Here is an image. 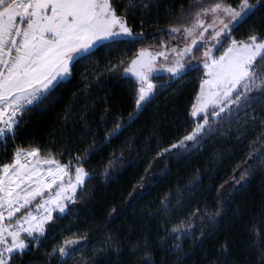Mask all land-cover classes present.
Returning a JSON list of instances; mask_svg holds the SVG:
<instances>
[{
	"label": "snow or ice",
	"instance_id": "6c2138e0",
	"mask_svg": "<svg viewBox=\"0 0 264 264\" xmlns=\"http://www.w3.org/2000/svg\"><path fill=\"white\" fill-rule=\"evenodd\" d=\"M176 3L178 7L166 10V23L160 27L159 0H0V141L5 155L9 141L12 147L9 159L0 161V264H25L26 257L37 253L42 254V264H102L106 255L115 257L108 264H157L154 244L175 256V264H184L215 230L217 218L230 207L234 195L250 178L264 173V0ZM154 13V44L140 47L131 57L124 53L103 65L96 61L101 48L115 50L147 41L145 24ZM258 13L259 23L253 20ZM245 26L243 38H237L234 33ZM85 64L92 68L80 73L84 87L72 92L59 115L54 137L59 147L16 144L27 116L57 100V93ZM190 71L200 76L184 121L187 126L168 142L158 139L154 128L138 148L143 134L129 130L158 95ZM105 76L129 82L130 112L115 111L107 97L100 106L89 99L94 95L93 83L100 87ZM214 138L235 141L233 147L246 151L232 166L231 175L212 186L211 197L199 187L211 168L205 173L196 169L182 186L178 182L165 191L154 201L153 215L160 221L154 233L143 229L135 242L126 243L109 224L84 229L77 225L75 230L69 226L56 233L59 222L71 216L85 197L88 184L98 176L109 181L124 163L135 162L128 157L148 160L128 193L130 208L142 198L141 189L156 184V171L171 158L203 152ZM222 156L217 153L212 162ZM96 157L99 171L89 167ZM261 208L245 227L264 264V205ZM125 211L111 207L109 221ZM250 211L257 209L253 206ZM239 215L243 219V212ZM137 227L133 223L132 231ZM94 228L101 234L95 244ZM186 240L192 241L187 251ZM221 250L227 264V241ZM125 254L128 259L122 260Z\"/></svg>",
	"mask_w": 264,
	"mask_h": 264
},
{
	"label": "trees",
	"instance_id": "16d2710c",
	"mask_svg": "<svg viewBox=\"0 0 264 264\" xmlns=\"http://www.w3.org/2000/svg\"><path fill=\"white\" fill-rule=\"evenodd\" d=\"M159 2V26L163 27L166 23L164 20L166 10L173 6L178 7V3L174 4V0H159ZM156 15L154 13L153 19L145 24L144 30L146 34H149L147 41L143 44L120 45L115 50L101 48L96 52V61L103 65L106 60H115L116 57L124 53L127 57H131L140 47L154 44L151 33L156 27ZM260 19L261 15L259 13L253 17V20L257 23ZM246 27L240 28L234 35L242 39ZM137 31H139V28H137ZM85 67L91 71L92 65L85 64L81 67L72 83L58 92L59 98L47 105L46 109L44 107L36 108L27 116V122L21 128L16 144L24 147L43 146L50 150L59 147L60 141L54 140L55 129L59 126V115L70 102L72 92L84 87L79 81L80 73L84 71ZM199 76L200 73L197 71L188 72L182 80L173 81L171 87L164 91L162 95H158L155 101L148 106L144 114L129 130L131 132L139 129L142 132V141L138 148L142 147L143 140L148 139L154 128L158 129L156 132L157 138L168 142L169 137H176L187 126L184 121L188 118L191 103L199 90ZM159 83H163V81H159ZM91 91L94 95L89 99L95 100L98 106L101 105L102 99L107 97L110 104L115 106V111L127 113L132 110V91L129 82L123 78L105 76L100 87L93 83ZM153 144L154 152L156 150L155 142ZM234 144L235 141L225 143L214 138L204 146L203 152L186 155L179 160L175 157L171 158L166 167H161L156 171V184L146 191L141 189L142 198L130 208L127 207L128 193L132 190L133 185H136L139 175L143 173L148 160L135 156L128 157L130 161L134 160L135 162L131 164L124 163L109 181L106 182L98 176L88 184V192L85 197L74 206L75 210L71 216L59 222L56 233L66 231L69 226L73 230L77 225L84 229L95 223L100 225L109 224L113 232L122 233V243H126L129 239L135 242L143 229H150L154 233L160 225V221L155 219L153 215L157 207L154 201L168 189H174L178 182H181L182 186L195 174L196 169H199L201 173H205L209 168L212 169L204 176L203 184L199 187L208 192L210 197L215 195L212 186L222 183V177L225 175H231L232 166L239 162L241 154L246 151V147H233ZM7 151L8 155H5L4 142H0V161L9 159L12 151L11 141L8 142ZM217 153H223L222 158L212 162ZM62 159L66 160L67 157ZM98 162L99 157L94 158L89 162V167L96 168L99 171ZM199 195H203V193H199ZM122 196L123 199H121ZM262 205H264V173L250 178V183L234 195L230 207L217 218V224L214 226L215 230L203 240L202 247H197L196 251L189 254L184 264H211V262L225 264V253L222 252L221 245L226 241L229 243L230 248L229 253H227L229 257L227 264H261V256L257 247L253 245V238L246 230L245 224L262 211ZM113 206L118 209L125 208L126 211L119 218L109 221L108 213ZM253 206L257 209L256 212L250 211ZM240 212H243V219L239 215ZM133 223L139 225L134 232L131 229ZM91 235L93 244L101 238V234L95 228L92 230ZM152 239L154 240V236ZM46 243H51V240ZM191 247L192 241L186 240L184 250L187 251ZM154 248V258L157 264H161L164 260H167V264H175L176 257L170 252L166 254L164 250L155 244ZM114 259L115 257L106 255L102 264H108L109 261ZM121 259L127 260V254ZM29 260L32 264H42L43 257L41 253L31 255L26 257L25 264H28Z\"/></svg>",
	"mask_w": 264,
	"mask_h": 264
},
{
	"label": "built area",
	"instance_id": "2783aa9c",
	"mask_svg": "<svg viewBox=\"0 0 264 264\" xmlns=\"http://www.w3.org/2000/svg\"><path fill=\"white\" fill-rule=\"evenodd\" d=\"M0 142H3V141H0Z\"/></svg>",
	"mask_w": 264,
	"mask_h": 264
}]
</instances>
